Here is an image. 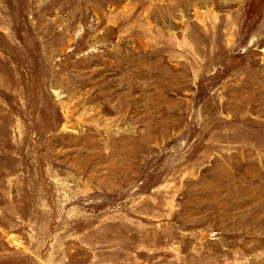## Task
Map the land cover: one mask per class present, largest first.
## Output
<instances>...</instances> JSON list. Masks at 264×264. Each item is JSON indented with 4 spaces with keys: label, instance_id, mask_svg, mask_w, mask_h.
I'll return each instance as SVG.
<instances>
[{
    "label": "rangeland",
    "instance_id": "374dc122",
    "mask_svg": "<svg viewBox=\"0 0 264 264\" xmlns=\"http://www.w3.org/2000/svg\"><path fill=\"white\" fill-rule=\"evenodd\" d=\"M0 264H264V0H0Z\"/></svg>",
    "mask_w": 264,
    "mask_h": 264
}]
</instances>
